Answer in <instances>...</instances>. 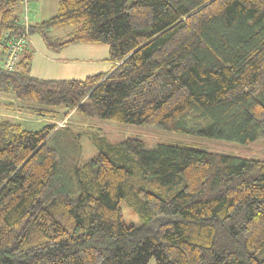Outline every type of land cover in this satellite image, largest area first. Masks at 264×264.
Wrapping results in <instances>:
<instances>
[{
  "label": "trees",
  "instance_id": "16d2710c",
  "mask_svg": "<svg viewBox=\"0 0 264 264\" xmlns=\"http://www.w3.org/2000/svg\"><path fill=\"white\" fill-rule=\"evenodd\" d=\"M18 1L0 0V50L27 31L50 50L104 44L113 66L36 78L27 43L13 70L0 68V111L18 102L50 119L31 130L0 118V264H264V157L94 134L106 151L71 185L49 144L69 130L53 122L60 109L241 147L264 137V0H59L31 26L15 16ZM192 115L200 123L187 126Z\"/></svg>",
  "mask_w": 264,
  "mask_h": 264
},
{
  "label": "rangeland",
  "instance_id": "374dc122",
  "mask_svg": "<svg viewBox=\"0 0 264 264\" xmlns=\"http://www.w3.org/2000/svg\"><path fill=\"white\" fill-rule=\"evenodd\" d=\"M59 0H24L18 1L14 14L24 26L41 23L57 14ZM26 16L27 22L24 20ZM65 35V30H51L49 36ZM28 52L31 55L30 75L40 79H84L88 75L105 72L111 68L108 61L109 50L104 44H67L59 50H50L38 33H32L28 40ZM104 64V65H103ZM105 70L101 71L102 67ZM0 101L8 102L6 98ZM65 110H60L57 120L53 121L60 129L51 138L49 144L59 154L60 164L64 160L65 166L61 167L60 175L74 185V169L80 167L86 160L92 158L104 149L94 145L91 137L96 134L106 137L109 142L116 143L127 138L141 139L145 146L152 148L158 143H169L170 140H183L197 145L216 149L224 154L241 158L264 157V137L259 138L251 145L241 147L233 143H222L199 138L191 135L169 134L156 131L153 128L138 127L132 125L103 123L82 117L74 112L65 115ZM0 118H8L15 123H20L24 128L36 130L50 122V119L31 114L20 109L18 102H14V110L1 109ZM200 120L195 115L186 121L187 126L199 124ZM203 121L201 126L207 125ZM63 162V163H64ZM123 218L126 223L135 222L137 218L124 203H121ZM149 264H155L150 260Z\"/></svg>",
  "mask_w": 264,
  "mask_h": 264
},
{
  "label": "built area",
  "instance_id": "2783aa9c",
  "mask_svg": "<svg viewBox=\"0 0 264 264\" xmlns=\"http://www.w3.org/2000/svg\"><path fill=\"white\" fill-rule=\"evenodd\" d=\"M24 1L26 4L27 1ZM24 19L27 21L26 16L24 17ZM28 40L29 35L27 31L21 36L9 39L5 43V48L3 50H0V68L9 71L13 70L18 56L24 46L28 43Z\"/></svg>",
  "mask_w": 264,
  "mask_h": 264
},
{
  "label": "crops",
  "instance_id": "0c3cea01",
  "mask_svg": "<svg viewBox=\"0 0 264 264\" xmlns=\"http://www.w3.org/2000/svg\"><path fill=\"white\" fill-rule=\"evenodd\" d=\"M27 50H28V48H27ZM27 50H26V51H27ZM110 64H111V63H110ZM103 65H104V64H103ZM103 65L101 66V67H102L101 71L105 70V68H103V67H104ZM112 66H113V65L111 64V68H112ZM111 68H110L109 70L105 71V72H99V73H96V74L106 73V72L110 71ZM93 75H95V74H93ZM88 76H91V75H88ZM60 110H62V109H60Z\"/></svg>",
  "mask_w": 264,
  "mask_h": 264
}]
</instances>
